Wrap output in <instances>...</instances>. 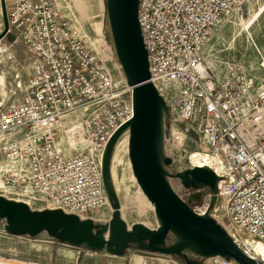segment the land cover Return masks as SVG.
<instances>
[{"label": "built area", "instance_id": "obj_1", "mask_svg": "<svg viewBox=\"0 0 264 264\" xmlns=\"http://www.w3.org/2000/svg\"><path fill=\"white\" fill-rule=\"evenodd\" d=\"M262 1L138 0L137 20L148 81L162 100L161 166L167 175L193 164L212 171L214 186L197 183L187 206L226 226L240 251L264 264L254 251L264 245V80L230 60L215 71L204 54L221 20L251 15ZM6 15L32 65L0 103L1 195L30 211L92 218L109 203L103 165L114 135L133 117L132 87L76 35L52 0H12ZM126 130L128 137V127L120 134ZM194 137L205 150L186 166ZM200 256L204 264H238L222 254Z\"/></svg>", "mask_w": 264, "mask_h": 264}, {"label": "rangeland", "instance_id": "obj_2", "mask_svg": "<svg viewBox=\"0 0 264 264\" xmlns=\"http://www.w3.org/2000/svg\"><path fill=\"white\" fill-rule=\"evenodd\" d=\"M52 2L56 10L69 21L76 35L107 59V64L117 79H123L125 76L111 29L110 0H52ZM10 3L11 0H0V34L4 30L5 16ZM260 5L255 8L254 5L251 6L254 9L250 11L251 15L227 17L220 21L204 49L207 61L215 71L230 60L241 65L254 81L264 80V66H261L264 58L263 7L253 23L248 28L245 27V22L260 11ZM243 28L252 37L258 52L246 40L247 33ZM31 61L27 46L18 38L15 31L7 30L0 36V103L6 104L9 101V88L16 81L24 80L28 76ZM118 146L121 147V151L117 158L113 154ZM204 150V143L194 137V143L187 146L186 166L191 165L194 156ZM105 159L103 174L109 203L97 214H93L92 218L80 221L78 227L70 234L65 235L64 229L57 230L53 235L45 229L32 233L10 232L6 218L0 214V264H122L124 259V264H142L143 259L156 261L155 264H204L199 248L188 242L183 234L176 230L169 229L163 238L152 242L151 245L150 237L144 232H139L131 236L118 250L114 245L108 249L106 245L95 243L90 238L73 236L76 233L90 232L93 236L108 239L114 227L131 231L136 225H145L157 231L161 225L155 208L144 196L133 176L128 155L127 130L111 141ZM116 159L121 163V177L117 181L114 180V174L110 169L111 161L112 164L116 163ZM177 174L178 172L168 174L166 178L173 192L186 204V195L194 194L195 188L183 184ZM1 194L2 191L0 197ZM194 200L196 203L199 202L197 198ZM221 200L222 198H218L217 202ZM85 222L87 223L84 224Z\"/></svg>", "mask_w": 264, "mask_h": 264}, {"label": "water", "instance_id": "obj_3", "mask_svg": "<svg viewBox=\"0 0 264 264\" xmlns=\"http://www.w3.org/2000/svg\"><path fill=\"white\" fill-rule=\"evenodd\" d=\"M112 5L113 14H110V18L113 39L127 82L133 90V117L116 132L114 138L128 127V155L133 176L144 196L155 208L163 228L161 231H153L145 225H136L133 230L126 231L114 227L108 239L93 236L90 232L76 233L73 236L90 238L95 243L106 245L108 249L114 245L118 250L139 232L150 237L151 245L163 238L172 225L183 230L201 254H222L233 258L238 264H262L242 253L213 219L198 216L186 204H181L178 196L166 186L157 151L162 100L148 81L147 55L137 20L138 0H112ZM7 30L6 15L4 30L0 36ZM164 162L167 163L168 160ZM177 176L182 179L183 184L192 187L197 183L213 187L216 180L212 171L201 167L186 170ZM0 214L6 218L8 230L17 233L45 229L53 235L57 230L64 229L66 235L80 224L76 216L64 214L60 210L30 211L25 204L3 197H0Z\"/></svg>", "mask_w": 264, "mask_h": 264}, {"label": "bare ground", "instance_id": "obj_4", "mask_svg": "<svg viewBox=\"0 0 264 264\" xmlns=\"http://www.w3.org/2000/svg\"><path fill=\"white\" fill-rule=\"evenodd\" d=\"M258 10H259V9H258ZM262 10H263V9L261 8L259 12L254 13V14L251 16V18L245 22V27H246V28H248V27L250 26V24L253 23V21L255 20V18L258 16V14H259ZM109 11H110V14H111V16H112V14H113L112 0H110ZM244 29H245V28H244ZM117 55H118V54H117ZM118 57H119V56H118ZM119 61H120V58H119ZM120 65H122V64H121V61H120ZM121 68H122V66H121ZM122 72H123L124 76L126 77L123 68H122ZM126 79H127V78H126ZM119 151H121V147L118 146L117 148H115V151H114L113 156L115 155V156H117V158H118V156H119ZM157 151H158V150H157ZM112 158H113V157H112ZM120 164H121L120 162H119V163L117 162V159H116V163L114 162V163L112 164V161H111V168H110V169H111V171H112V174H114V175H113V178H114L115 181H117V179L121 177V167H120ZM193 166L196 167L197 164H193ZM160 169H161V174L163 175L164 182H165L166 186L170 189L169 182L167 181V178H166V176H167L166 173H167V172L163 170V167H161ZM3 197H4V196H3ZM178 199H179V198H178ZM179 201L181 202V204H183L182 201H181L180 199H179ZM183 205H184V204H183ZM217 224H218V225L224 230L225 234L230 238V237H231V232L229 231V229H228L226 226H223L222 224H219V223H217ZM162 228H163V225L161 224L157 231H161ZM170 230H171V231H172V230H176L177 232L182 233L183 236H184L188 241H190V242L193 243V241L189 240L188 235H187L183 230H181L180 228H177V227L171 225V226H170ZM254 251L256 252L257 257L260 258L262 261H264V245H263L262 243H260V242L257 243V244H255V245H254Z\"/></svg>", "mask_w": 264, "mask_h": 264}, {"label": "crops", "instance_id": "obj_5", "mask_svg": "<svg viewBox=\"0 0 264 264\" xmlns=\"http://www.w3.org/2000/svg\"><path fill=\"white\" fill-rule=\"evenodd\" d=\"M12 1V0H11ZM121 254H124V253H121ZM122 256H124V255H121V257ZM119 258H120V256H119ZM135 260V259H134ZM148 260V261H147ZM147 260H142V264H150V263H153V264H155L156 263V261H151V259H147ZM125 261V259L122 261V264H124L123 262ZM160 263H162L161 261H160Z\"/></svg>", "mask_w": 264, "mask_h": 264}]
</instances>
